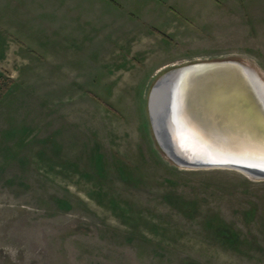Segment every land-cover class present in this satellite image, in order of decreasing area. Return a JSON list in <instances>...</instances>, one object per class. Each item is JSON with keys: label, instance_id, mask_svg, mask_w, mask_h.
<instances>
[{"label": "rangeland", "instance_id": "1", "mask_svg": "<svg viewBox=\"0 0 264 264\" xmlns=\"http://www.w3.org/2000/svg\"><path fill=\"white\" fill-rule=\"evenodd\" d=\"M234 60L264 0H0V264H264V180L175 165L148 97Z\"/></svg>", "mask_w": 264, "mask_h": 264}, {"label": "water", "instance_id": "2", "mask_svg": "<svg viewBox=\"0 0 264 264\" xmlns=\"http://www.w3.org/2000/svg\"><path fill=\"white\" fill-rule=\"evenodd\" d=\"M263 84L234 60L189 63L153 85L148 112L155 141L175 165L223 168L264 180Z\"/></svg>", "mask_w": 264, "mask_h": 264}, {"label": "bare ground", "instance_id": "3", "mask_svg": "<svg viewBox=\"0 0 264 264\" xmlns=\"http://www.w3.org/2000/svg\"><path fill=\"white\" fill-rule=\"evenodd\" d=\"M260 92H261V94H262V95H264V91H263V89H262V88L260 89Z\"/></svg>", "mask_w": 264, "mask_h": 264}]
</instances>
